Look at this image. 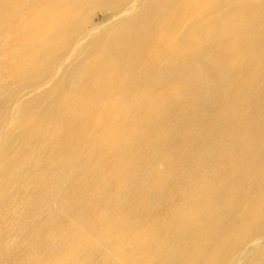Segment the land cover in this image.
Instances as JSON below:
<instances>
[{
  "label": "bare ground",
  "instance_id": "6f19581e",
  "mask_svg": "<svg viewBox=\"0 0 264 264\" xmlns=\"http://www.w3.org/2000/svg\"><path fill=\"white\" fill-rule=\"evenodd\" d=\"M229 262L264 264V0H0V264Z\"/></svg>",
  "mask_w": 264,
  "mask_h": 264
},
{
  "label": "rangeland",
  "instance_id": "374dc122",
  "mask_svg": "<svg viewBox=\"0 0 264 264\" xmlns=\"http://www.w3.org/2000/svg\"><path fill=\"white\" fill-rule=\"evenodd\" d=\"M100 18H102V13H98V16H96L95 18H94V22H99V20H100ZM245 74V73H244ZM242 75V77L243 76H245V75ZM169 149L167 148V147H162L161 149H157V148H154L153 150H152V153H153V155H152V157L148 160V162L146 163L147 165H149V166H151V167H153V168H155V169H157V170H161L162 169V167H163V160H164V158L165 157H167V155H168V153H169ZM108 166V165H107ZM106 166V170H107V173H111V174H115V171L112 169V168H114V162H111L110 163V167L111 168H108ZM87 170V169H86ZM133 172V165L131 166V173ZM96 181L97 180H105V183L109 186L108 187V189H107V194L109 193V194H111L112 192H114V193H119L120 195H122L121 197H120V199H122V202L123 203H125V204H128V205H130L132 208H131V210H134V209H136V208H139V206L136 204V203H139V202H137L134 198H133V191H134V185H136V184H138L140 181L139 180H135L134 178H133V181H132V184L131 183H127L125 186H124V188H123V185L122 186H119V185H117V184H112V183H110L105 177H104V175H102V174H99L98 176H97V178L95 179ZM96 181H95V183L94 184H92L91 185V187H89L88 189H87V191L85 192V194H87V196L86 197H92L94 194H95V192H97L98 191V185L96 186ZM109 190H110V192H109ZM123 210V209H122ZM124 213H126V211L124 210ZM147 213V212H146ZM148 214H150V212H148ZM96 226V225H95ZM93 228H94V226L93 227H90V229H87V230H89V231H92L93 230ZM11 238H13L14 236H15V234H11V235H9ZM256 243V240H253V241H251V242H248L247 244H245V249H243L242 251H244L245 250V252L247 251V249L250 247V246H252L253 244H255ZM241 251V252H242ZM240 252V253H241ZM252 255V253L250 254V256ZM228 264H232V262H229Z\"/></svg>",
  "mask_w": 264,
  "mask_h": 264
}]
</instances>
